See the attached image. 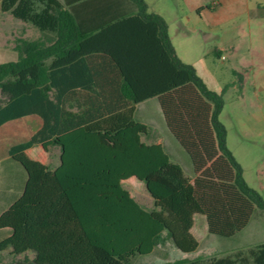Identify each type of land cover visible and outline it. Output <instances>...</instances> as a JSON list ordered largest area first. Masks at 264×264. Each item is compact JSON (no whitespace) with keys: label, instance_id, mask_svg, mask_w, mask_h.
I'll use <instances>...</instances> for the list:
<instances>
[{"label":"trees","instance_id":"trees-1","mask_svg":"<svg viewBox=\"0 0 264 264\" xmlns=\"http://www.w3.org/2000/svg\"><path fill=\"white\" fill-rule=\"evenodd\" d=\"M0 10L39 32L18 38L17 57L0 63V124L37 114L42 126L9 149L25 174L22 194L0 214V251L9 264H134L168 239L182 253L196 251L194 216L208 233L232 237L264 199L242 177L218 120L221 96L206 87L170 43L167 24L144 0H0ZM134 15L140 22L111 31L114 43L156 33L160 50L187 81L157 94L164 123L187 153L193 176L160 143H147L149 126L135 119L136 91L109 53L90 52L51 65L84 40ZM147 50L143 56H147ZM213 54L220 57V52ZM39 146L57 149L54 168L31 159ZM142 181L146 209L124 186ZM157 264H264V242L205 259Z\"/></svg>","mask_w":264,"mask_h":264},{"label":"rangeland","instance_id":"rangeland-1","mask_svg":"<svg viewBox=\"0 0 264 264\" xmlns=\"http://www.w3.org/2000/svg\"><path fill=\"white\" fill-rule=\"evenodd\" d=\"M144 1L150 12L160 15L165 20L168 37L177 58L182 63L192 66L206 87L221 96L222 106L218 120L225 129L226 146L240 164L246 184L264 199V17L255 15L257 6H264V0H237L234 4L224 5V14L227 17L218 21L214 27L210 26L209 21L211 16L209 10L214 7L213 0ZM6 14L5 43V30L1 21L2 16ZM18 24L24 23L0 10V63L15 60L17 57L12 48L22 26ZM24 28L27 34L35 35L36 29L33 30L29 25H24ZM117 29L115 27L111 31ZM110 34V31L100 33L87 45L85 43L79 51L71 52L68 57L58 59L60 61L51 59L50 64L58 65L61 61H70L71 57L87 50L111 53L115 48L121 52L123 61L129 63H136L141 58L157 61L145 68L149 73L147 75L149 85L146 87L134 84L137 92L134 117L150 128L149 135L144 137L145 141L162 138L164 134L171 139L175 148L172 150L167 148V151L173 161L183 165L185 174L188 175L187 165L191 166V161L168 131L154 96L155 93L186 82L187 73L165 66L162 54L159 56L157 52L143 56L146 49L143 47L140 49L136 43H114ZM215 50L222 51L220 54L224 57H216L213 54ZM50 154L54 158L52 162ZM27 155L50 168L55 166L57 160V150L46 154L37 147L30 149ZM123 186L144 208L153 207L152 198L142 181L131 178L124 182ZM205 222L202 215L194 216L192 233L198 240L199 247L185 257L205 259L221 256L264 242L262 209L256 208L248 225L232 237L208 233ZM2 237L0 235V239ZM134 260V264L163 262L162 245L156 246L151 254L137 256ZM9 261L6 254H2L0 264Z\"/></svg>","mask_w":264,"mask_h":264},{"label":"crops","instance_id":"crops-1","mask_svg":"<svg viewBox=\"0 0 264 264\" xmlns=\"http://www.w3.org/2000/svg\"><path fill=\"white\" fill-rule=\"evenodd\" d=\"M236 2H237V0H213L212 3L214 4V7L212 10H209V12L211 13V16L209 18L210 26L214 27L218 21L223 20L224 18L227 17V15L224 14V11H225V8L223 7L224 5L234 4ZM2 13H5V12H2ZM255 15L258 17H264V6L263 5L257 6V11L255 12ZM5 16H7V14L2 16V21H1L4 30H5V25H4ZM138 22H140V19L135 17L134 15H132V16L128 17L127 19H125L124 21H122L121 23L114 26L113 28L116 27V28H118L117 30H120L124 27L134 25ZM18 25H22V26H21L18 34L16 35L17 39L22 38V37L35 38L39 35V32L37 30H34V28L31 27L30 25L29 26L35 31V35L27 34L26 28H24V25H28V24L24 23V24H18ZM113 28H111V29H113ZM110 32H111V30H110ZM97 35H99V33L87 38L86 40H84V42L82 43L80 48L76 51H79L85 43L87 45V43H89L93 37H95V36L98 37ZM4 38H5L4 42L6 43V30H5ZM134 43H136L140 49L143 47L148 51V53H150L151 50H155V46L157 43V35H156V33H152L149 35H145V36L135 38L132 40L131 44H134ZM4 46H5V44H4ZM218 51L220 53H222V51H220V50H218ZM73 52H75V51H73ZM86 52H88V50L83 51L82 53L76 55L75 57H71L70 61H73L76 58L87 54ZM92 52H95V51H92ZM155 52H157L159 54V56H160V54H162L161 55L163 57L162 61H163L165 66H168V68L171 67V69L175 70V68L172 66L169 58H166L165 53H160V50H157ZM88 53H90V52H88ZM109 54L116 61V63L119 65V67L123 73V76L133 85V87L135 86L134 84H142L146 87L149 85L148 84L149 80H148V76H147L149 73L146 71L145 68L150 67L151 64H153L157 61L152 62L146 58H144L146 60H142V58H141L136 63H134V62L129 63L127 61H123V59L121 58L122 57L121 52H118L116 48L113 49L112 52ZM150 54H152V53H150ZM220 56H221V58L224 57L223 54H220ZM58 61H60V60H58ZM70 61H61L59 64L60 65L65 64V63H68ZM134 89H135V87H134ZM135 91H136V89H135ZM159 93H155L154 96L157 97V94H159ZM136 98H137V92H136ZM41 126H42V119L37 114L24 115V116H21L18 118L7 120L4 123L0 124V214L7 207H9V205H11L16 199H18L20 197V195L23 192L24 184H25L24 171L16 164V162H14L10 158L9 149L13 145L28 141L30 139V137L32 136V134L35 133L38 129H40ZM146 142L147 143H160V144H162V146L164 147V149L166 151L169 148L171 150L175 148L171 139L168 138L167 136H165V134L162 138L157 137L155 140L146 141ZM37 147L40 149L39 146H33L30 149L37 148ZM49 149L52 152L57 150L53 147H49ZM51 151H48L45 153L47 154V153H50ZM172 152H174V151H172ZM167 153H168V151H167ZM174 154H175V152H174ZM168 155H169V153H168ZM53 159L54 158H52V154H50V162H52ZM170 159H171V157H170ZM177 159H178V157H177ZM174 162L180 164L184 170V167L180 162H178V161H174ZM57 164H58V159L55 162V166H57ZM54 167H51V168H54ZM187 170H188L189 174L188 175L186 174V175L189 177H192L193 176L192 165L191 166L187 165ZM184 173H185V170H184ZM193 226H194V224H193ZM205 229H206V226H205ZM0 235L3 236L2 239H4L7 235V233L5 230H1ZM2 239H0V241ZM4 253L6 254L7 258L10 259V261L9 262H3V264H9L10 262H12V259L14 257L12 255H10L7 250L6 251H0V263L2 262V254H4ZM185 256H186V253L180 252L177 248H175L173 246V244L168 239L165 238L164 240H162V260H163V262L187 258Z\"/></svg>","mask_w":264,"mask_h":264}]
</instances>
